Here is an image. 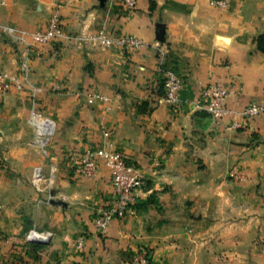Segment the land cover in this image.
I'll use <instances>...</instances> for the list:
<instances>
[{"label":"crops","instance_id":"obj_1","mask_svg":"<svg viewBox=\"0 0 264 264\" xmlns=\"http://www.w3.org/2000/svg\"><path fill=\"white\" fill-rule=\"evenodd\" d=\"M4 1L0 23L18 29H45L57 7L72 33L133 35L145 46L38 48L29 84L0 96V160L25 173L14 179L0 170V259L126 264L143 250L148 264H264V115L237 127L233 118L219 123L203 96L213 84L228 91L229 108L264 104L256 43L264 0H226L224 9L213 0H137L134 9L122 0ZM161 48L183 83L178 104L166 98ZM22 51L0 35V69L17 72ZM90 91L111 101H94ZM48 121L55 123L50 184L67 207L39 205L30 188L20 192L40 162ZM102 147L146 178L132 211L106 231L94 220L114 196L108 170L101 166L95 179L77 174L81 155ZM30 227L50 233L47 244H28Z\"/></svg>","mask_w":264,"mask_h":264},{"label":"built area","instance_id":"obj_2","mask_svg":"<svg viewBox=\"0 0 264 264\" xmlns=\"http://www.w3.org/2000/svg\"><path fill=\"white\" fill-rule=\"evenodd\" d=\"M129 8L134 9L137 6V0H122ZM214 5L224 9L227 6L226 0H213ZM4 5L5 1H0ZM0 35L7 37L16 45L22 48V58L19 70L10 72L0 69V96L9 93L12 90L22 91L30 82L32 74L31 54L38 48L64 44H77L80 46H89L95 50H106L111 47L122 49H141L145 43L133 35L115 36L108 34L104 30L91 32L88 34H75L66 29L61 21V14L57 7L53 9L50 20L45 29L35 32L18 29L16 27L0 23ZM159 64L164 71V88L166 98L171 104H178L181 100L183 83L178 73L168 64V52L166 49H160ZM205 110L217 122L223 123L229 118L234 119L235 127L239 121L255 118L264 115V104H251L243 109L236 110L226 106L228 91L216 85H208L203 93ZM88 97L94 101L110 102L111 99L100 93L90 91ZM48 127L41 131L47 143L49 137L54 132L55 123L48 121ZM101 166H104L111 178L114 196L108 201L105 207L97 210L94 220L95 227L100 231H106L111 222L115 219H121L132 211L137 204L140 193L145 186V176L143 170L131 164L127 158L118 151L102 147L88 150L78 160L77 174L95 179ZM40 176L37 175V178ZM237 179L242 177L235 176ZM50 233L42 234L36 229H32L27 235L29 244H36V241H48ZM82 247L84 241L79 242ZM149 254L146 251H140L126 264H148ZM0 264H37L31 260H18L5 263L0 259Z\"/></svg>","mask_w":264,"mask_h":264},{"label":"rangeland","instance_id":"obj_3","mask_svg":"<svg viewBox=\"0 0 264 264\" xmlns=\"http://www.w3.org/2000/svg\"><path fill=\"white\" fill-rule=\"evenodd\" d=\"M51 139V138H50ZM50 139L47 141V143H42V145L39 143L38 145H41L43 148V150L40 149V162L37 164V166L34 168L33 170V177L31 182H24L25 185L23 186L22 190L20 191L21 193H24L28 196L29 195V191L27 190V188H30L33 194L36 195V199L38 198L37 202L39 201V205L42 206H46L49 207L51 206V202L52 201H56V200H60L62 202L65 203V206L63 207H67L68 203V199H66V197L64 195L59 194L60 191H58L55 187V184H50V178L53 172H55V170H52V152L49 151V146L51 145ZM53 139V137H52ZM78 153L82 154L83 151H78ZM35 158V157H34ZM2 163H5V165H8L7 161L5 160H0V170H5L6 172L4 173L8 178H14L19 176L22 177V173H18L15 172L11 165L10 167L6 168L5 165H2ZM50 165V166H49ZM25 174V173H23ZM37 175L40 176L37 178ZM24 177V176H23ZM23 183V182H22ZM14 187V186H12ZM15 187H17V185H15ZM15 188H13V191L11 192H15L16 194L18 193L17 191L14 190ZM32 194V195H33ZM18 195V194H17ZM14 204V202H13ZM34 204V203H33ZM37 204V203H35ZM32 205V204H30ZM53 206V205H52ZM97 215V212H96ZM95 215V216H96ZM27 224L30 226H33V221L31 219V217H27ZM32 229H36L38 232L42 233V234H47L45 232L39 231L36 227H30V229L28 230L26 236H25V240H27V235L29 234V232ZM28 243V242H27ZM29 244V243H28ZM28 259L26 257H21V260H25ZM31 260V259H30Z\"/></svg>","mask_w":264,"mask_h":264},{"label":"trees","instance_id":"obj_4","mask_svg":"<svg viewBox=\"0 0 264 264\" xmlns=\"http://www.w3.org/2000/svg\"><path fill=\"white\" fill-rule=\"evenodd\" d=\"M256 43H257V49L261 52H264V33L260 35L259 37H257Z\"/></svg>","mask_w":264,"mask_h":264},{"label":"water","instance_id":"obj_5","mask_svg":"<svg viewBox=\"0 0 264 264\" xmlns=\"http://www.w3.org/2000/svg\"><path fill=\"white\" fill-rule=\"evenodd\" d=\"M51 204L53 206H57V207H63L65 206V203L60 201V200H56V201H52ZM36 244H47L45 241H36Z\"/></svg>","mask_w":264,"mask_h":264}]
</instances>
